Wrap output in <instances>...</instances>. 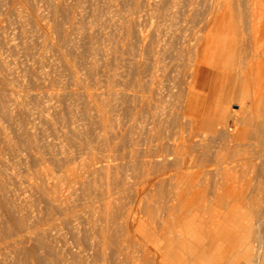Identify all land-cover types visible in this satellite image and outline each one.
<instances>
[{
	"label": "rangeland",
	"instance_id": "1",
	"mask_svg": "<svg viewBox=\"0 0 264 264\" xmlns=\"http://www.w3.org/2000/svg\"><path fill=\"white\" fill-rule=\"evenodd\" d=\"M0 264H264V0H0Z\"/></svg>",
	"mask_w": 264,
	"mask_h": 264
},
{
	"label": "bare ground",
	"instance_id": "2",
	"mask_svg": "<svg viewBox=\"0 0 264 264\" xmlns=\"http://www.w3.org/2000/svg\"><path fill=\"white\" fill-rule=\"evenodd\" d=\"M200 84V83H199ZM212 121V120H211Z\"/></svg>",
	"mask_w": 264,
	"mask_h": 264
}]
</instances>
